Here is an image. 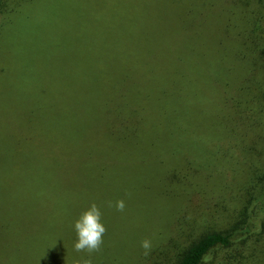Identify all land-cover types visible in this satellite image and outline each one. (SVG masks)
<instances>
[{
	"label": "rangeland",
	"instance_id": "1",
	"mask_svg": "<svg viewBox=\"0 0 264 264\" xmlns=\"http://www.w3.org/2000/svg\"><path fill=\"white\" fill-rule=\"evenodd\" d=\"M209 1L215 6L205 14L197 0H34L1 20L0 264H146V253L168 238L176 222L199 216L200 224H226L232 201L249 208L259 230L264 198L257 201L255 169L264 161V151L258 152L264 145V34L255 32L247 5L235 43L236 37L222 32L227 28L220 19L229 3ZM186 11L203 16L189 41L173 31L178 56L164 61L160 48L156 56L148 49L150 63L140 60L127 72L116 71L110 45L119 31L130 32L131 42L134 31L159 35ZM66 27L95 29L102 43L85 48L75 38L68 42ZM54 38L64 44L55 54L45 44ZM91 72L119 84L114 94L99 92L111 117L87 131L75 128L73 165L50 188L54 200L38 205L34 187L20 183L21 172H36L38 163L46 169L43 163L52 156L51 133L38 118L67 115L74 94L82 93L81 77ZM124 121L141 133L122 140ZM168 147L180 152L181 163L166 156L181 179L174 186L162 162ZM92 204L106 228L102 243L92 252L76 251L74 222ZM224 257L219 250V261Z\"/></svg>",
	"mask_w": 264,
	"mask_h": 264
},
{
	"label": "trees",
	"instance_id": "2",
	"mask_svg": "<svg viewBox=\"0 0 264 264\" xmlns=\"http://www.w3.org/2000/svg\"><path fill=\"white\" fill-rule=\"evenodd\" d=\"M33 1L0 0V22L1 20L8 21V16L11 13L13 15V13L19 12V9H21L19 7H25L27 4H32ZM256 1L257 3L254 5ZM226 2L229 3V7L224 8L223 14L220 15L222 17L220 19L225 24V29L227 28V33L224 30L222 31L225 35L231 34L233 38L236 37L235 43L241 39V7L247 5L251 7L253 16L255 15V32L258 33V31H261L264 34V0H253L254 3L247 0V4H244L245 0H226ZM197 4L199 10L206 11L204 12L205 14L207 13V8L214 5L209 0H197ZM203 11L198 13L194 11L179 13L176 15V23L168 28V30H161L162 33L159 35L157 31L151 30L147 32L134 31L132 35H135L137 39L132 42L126 39L131 38L129 36L130 32L127 35L126 30L119 31L118 33L122 35L117 36L114 44L110 45L117 58V64L115 63L116 71L122 70L127 72L131 70L132 65L140 60L150 63L147 62L149 58L145 57L148 54V49H151L154 56H156L157 49L160 48L162 56L158 55L161 57L159 58L161 60L164 59L166 61V57H169L170 60L174 59L178 55L174 48V46H177V41L174 40L175 38H172L173 31H176L177 34L180 33L179 35L183 37V43L189 41V33L200 22ZM232 30H234L235 34L232 33ZM65 32L66 41L69 42L72 41L71 38H75L81 41V45L85 48L93 45L97 46V44L102 43L98 38L100 34L95 29L88 27H66ZM150 36L151 38L149 40ZM256 37L259 39V36ZM45 44L47 46L50 44V47L53 49V54L56 51L60 52L64 46V44L62 45V41L55 38L53 41H47ZM261 58L264 59V55ZM168 69L173 70L175 68L171 66ZM91 73L90 75L81 77L82 93L80 96L77 93L74 94L76 98L75 105H70L71 109L67 115L63 113L54 114L53 118H43L42 121L41 118H38L44 128L45 123H47V128L45 129L51 133V141L49 143L53 149L52 156L48 158L49 162L43 163L47 170L44 169L42 164L38 163L36 164V168L39 170L36 172H21L20 174V183L34 187V198L38 205L54 200L52 194L51 197L49 196L50 188L58 186V183L60 184L61 179L64 177L63 172L73 165L72 162L75 159L73 154L74 151H77L78 147L75 144L74 135L77 126H83L87 131L86 127L92 129L94 125L99 124L102 118L111 117L108 105L105 104V99L100 97L99 92L109 91L114 94L119 84L109 77L94 75V72ZM71 79L75 82L77 78L71 77ZM106 100L108 102L109 98ZM139 121L143 122L141 119ZM125 122L122 123L125 132L122 135L120 134L122 140H127L130 136H137L141 133V131L137 130V126L130 127ZM141 122L140 125L143 126ZM174 126L175 123H172L170 127L172 140L175 139L176 135ZM173 127L174 129L172 130ZM144 131H146V126L144 127ZM182 135L183 133H179L180 138H182ZM259 151H264L263 144H261L260 150L258 149ZM165 152V158L162 161L164 162V167L168 169V173L165 176H167V181L174 186L180 183L181 179L177 175L178 172L174 164L170 162V159L173 155L177 157V153L179 154L180 152H177L173 147H168V150ZM168 155H171L170 159L168 157L166 159ZM179 159L177 157L176 161L181 163ZM261 164V167H256L255 169V172L258 171L256 175H258V185L260 187V196L257 201L264 198V161ZM12 176L10 175L9 177ZM231 204L232 207L229 206L231 215L226 224L216 222L200 224L199 216L191 221L185 222L184 225L179 226V223L176 222L172 225L168 238L166 237V240L158 243V245L146 253V264H205L203 257L209 256L213 252H216V258L207 261V264H264V221L259 230L257 232L254 231L252 218L249 215V208L246 206L241 208V204L236 206L235 201H232ZM217 209H220V206H216L215 209L212 208L213 211L210 212V217H214L213 212ZM207 211H211V209L208 208ZM219 250L225 252V260L223 262L218 259ZM110 263V261L100 259L98 264Z\"/></svg>",
	"mask_w": 264,
	"mask_h": 264
},
{
	"label": "clouds",
	"instance_id": "3",
	"mask_svg": "<svg viewBox=\"0 0 264 264\" xmlns=\"http://www.w3.org/2000/svg\"><path fill=\"white\" fill-rule=\"evenodd\" d=\"M117 207L122 210L124 208L123 201L117 202ZM73 227L77 237L74 244L76 251L87 250L88 252H92L99 248L106 228L102 223V213L96 204H92L88 210L83 212L76 219ZM143 247L146 249L149 247L147 240L143 242ZM203 260L207 264L210 257L205 256Z\"/></svg>",
	"mask_w": 264,
	"mask_h": 264
}]
</instances>
